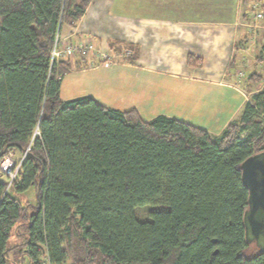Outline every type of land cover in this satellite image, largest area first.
<instances>
[{"label":"trees","instance_id":"trees-1","mask_svg":"<svg viewBox=\"0 0 264 264\" xmlns=\"http://www.w3.org/2000/svg\"><path fill=\"white\" fill-rule=\"evenodd\" d=\"M91 1L0 0V157L29 147L9 187L0 174V264L25 254L29 264H264V243L245 237L241 177V163L264 154V84L252 91L262 73L247 76V101L218 135L90 95L64 99L63 76L88 62H51L50 49ZM255 1L240 3L250 12ZM108 45L135 59L134 46ZM258 48L264 72V32ZM30 186L36 201L23 203Z\"/></svg>","mask_w":264,"mask_h":264},{"label":"crops","instance_id":"crops-1","mask_svg":"<svg viewBox=\"0 0 264 264\" xmlns=\"http://www.w3.org/2000/svg\"><path fill=\"white\" fill-rule=\"evenodd\" d=\"M259 6L263 15L257 20L240 0H92L77 22L61 25L60 37L71 41L91 39L101 48L113 40L134 46L133 61L117 56L116 63L104 66L110 71L120 66L140 71L148 79L141 82L146 85L170 78L174 92L184 93L188 86L191 90L196 86L200 91L205 89L210 103L202 98L197 102L208 104L204 107L206 113L217 120L216 125L224 126L238 118L243 109L247 76L253 71L264 73L261 62L255 60L264 32V0H259ZM256 33L260 34L255 37ZM189 53L201 59L198 66L187 63ZM100 66L71 71L84 72ZM243 69L248 73L241 80L237 72ZM261 82L255 85L257 89L264 84ZM179 84L183 87L180 90ZM217 93L224 96L215 101ZM119 101L115 106L126 105L120 104L124 100ZM220 106L229 108L231 114L225 116Z\"/></svg>","mask_w":264,"mask_h":264},{"label":"rangeland","instance_id":"rangeland-1","mask_svg":"<svg viewBox=\"0 0 264 264\" xmlns=\"http://www.w3.org/2000/svg\"><path fill=\"white\" fill-rule=\"evenodd\" d=\"M257 20H253V23H256ZM257 34L259 35L260 33H256L255 37L258 36ZM98 48H101V46H98ZM102 48L109 54H114L113 48L110 47V45H103ZM120 58L121 60L129 62L130 54L123 55ZM250 59H252V57H250ZM93 61L96 62V58H93ZM259 67L261 68V66ZM73 69L74 68H72V70ZM113 70L117 73L112 74ZM120 70L123 73L119 72ZM243 70L244 71L237 72V74L241 77V80L242 77L248 73L247 70ZM262 75H264V73H262ZM169 79L162 78L152 82V84L146 85L145 82H148V79L146 78L145 74L140 71H136L135 69H132L128 66H120L119 70L113 68L110 71L108 70L107 66H104L103 64L98 69L85 70L84 72H74L69 70L66 72L61 81L60 95L64 99H71L81 95H90L100 102H104L105 104L110 103V105H113L114 107H117L115 104H118L117 101L122 99L124 100V103L121 102L120 104H126L127 106H119L120 108H138L140 112L145 115L146 119L152 118L157 114H165L170 117L187 121L195 126L202 127L206 129L211 135L220 134L223 126L216 125L217 120L210 117V114L208 115L206 113L204 107L208 106V104H200V102H197L200 98H202L203 102L210 103L209 101L211 99L209 93H207L205 89L200 91L198 86L192 90L190 89V86H188V89L184 93H181V91L178 92V90L174 92L173 90L175 89L173 82ZM142 81L145 82L141 84ZM263 82L264 78L262 79L261 83ZM253 87L255 89L253 88L252 91L257 89L255 85ZM182 88L183 87L181 84H179L178 89L180 90ZM245 92L248 94V87ZM222 96L224 95L217 93L215 96V101L219 100ZM213 97L214 95L212 98ZM247 98L245 101H247ZM224 107L221 108L220 106V111L223 112L225 116L231 114V110ZM20 199L23 203H35L36 193L34 187L30 186L27 190H25L20 196ZM148 208L149 207L138 208L137 214L140 217L146 216ZM156 208H158V206H156ZM15 240V235L12 234L8 242L9 244H12ZM11 264H29L28 257H26L25 254L18 260V263ZM42 264L48 263L44 262Z\"/></svg>","mask_w":264,"mask_h":264},{"label":"built area","instance_id":"built-area-1","mask_svg":"<svg viewBox=\"0 0 264 264\" xmlns=\"http://www.w3.org/2000/svg\"><path fill=\"white\" fill-rule=\"evenodd\" d=\"M252 10H250L251 17L258 19L262 17V10L259 6V1H255L251 4ZM130 48H125L120 54H109L103 48H98L94 45L91 39L85 40H64L60 37L57 31L54 35L53 46L50 49V60L51 62H58L65 58H74L78 55H82L88 61V67H94L97 65H110L116 63L117 56L130 54ZM96 58V62L93 61ZM38 132L35 131V134ZM27 146L20 159H16L13 154V150L7 151L3 156L0 157V174L6 176L9 187L12 180L15 178L18 169L21 164L22 157L25 155Z\"/></svg>","mask_w":264,"mask_h":264},{"label":"water","instance_id":"water-1","mask_svg":"<svg viewBox=\"0 0 264 264\" xmlns=\"http://www.w3.org/2000/svg\"><path fill=\"white\" fill-rule=\"evenodd\" d=\"M241 177L248 189V206L243 215L245 237L264 243V154L256 153L241 163Z\"/></svg>","mask_w":264,"mask_h":264}]
</instances>
